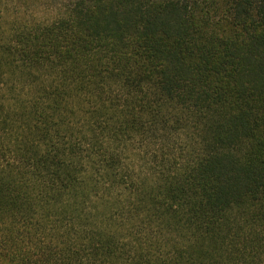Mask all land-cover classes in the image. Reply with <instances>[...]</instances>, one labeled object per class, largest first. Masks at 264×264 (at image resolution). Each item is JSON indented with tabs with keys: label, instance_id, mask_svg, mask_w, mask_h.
Instances as JSON below:
<instances>
[{
	"label": "trees",
	"instance_id": "obj_1",
	"mask_svg": "<svg viewBox=\"0 0 264 264\" xmlns=\"http://www.w3.org/2000/svg\"><path fill=\"white\" fill-rule=\"evenodd\" d=\"M0 248L264 264V0H0Z\"/></svg>",
	"mask_w": 264,
	"mask_h": 264
},
{
	"label": "rangeland",
	"instance_id": "obj_2",
	"mask_svg": "<svg viewBox=\"0 0 264 264\" xmlns=\"http://www.w3.org/2000/svg\"><path fill=\"white\" fill-rule=\"evenodd\" d=\"M47 1L56 4L57 2H61L63 0H47ZM0 264H17V263L12 262L6 254L4 255L3 251L0 248Z\"/></svg>",
	"mask_w": 264,
	"mask_h": 264
}]
</instances>
